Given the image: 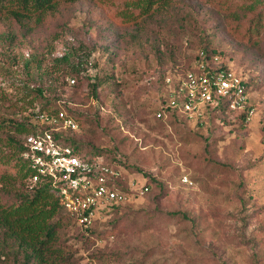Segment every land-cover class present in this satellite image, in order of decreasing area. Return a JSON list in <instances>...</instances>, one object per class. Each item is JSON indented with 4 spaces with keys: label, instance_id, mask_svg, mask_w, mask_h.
<instances>
[{
    "label": "rangeland",
    "instance_id": "374dc122",
    "mask_svg": "<svg viewBox=\"0 0 264 264\" xmlns=\"http://www.w3.org/2000/svg\"><path fill=\"white\" fill-rule=\"evenodd\" d=\"M115 7L81 0L65 12L66 23L14 39L0 15V154L7 159L0 168L18 156L10 138L23 132L11 121L34 120L41 102L27 92L39 85L53 106L77 116L74 134L87 150L119 157L127 182L148 185L90 231L61 212L67 223L50 264H264V55L239 37L246 18L239 29L231 9L172 0L137 24L123 23ZM203 46L249 80V119L210 110L199 118L155 116L165 76L189 67ZM65 53L68 61L55 60ZM9 197L0 188V201ZM3 236L0 230V264H24Z\"/></svg>",
    "mask_w": 264,
    "mask_h": 264
},
{
    "label": "trees",
    "instance_id": "16d2710c",
    "mask_svg": "<svg viewBox=\"0 0 264 264\" xmlns=\"http://www.w3.org/2000/svg\"><path fill=\"white\" fill-rule=\"evenodd\" d=\"M81 0H0V15L5 16L10 20L11 27L14 31H8L6 38L14 39L17 36L25 37L32 34L35 30H40L45 23L64 21L65 12L69 8L76 5ZM103 4L111 6L116 5L114 15L120 22L128 23L133 21L138 23L141 15H150L156 12H162L172 0H95ZM213 4H219L224 8L231 9V21L236 20L239 23V29L244 18H246V26L239 30V37L245 40L251 47L259 50L260 54L264 55V0H210ZM239 16V17H237ZM56 25H59L58 23ZM55 32L52 37H56ZM207 53H211V48L202 47ZM69 54L65 53L62 56L55 58L56 61H68ZM78 63V62H77ZM75 66H78L76 64ZM72 65V70L77 71V68ZM188 68V67H186ZM184 68V69H186ZM181 69L180 71H182ZM73 77V76H71ZM74 78V77H73ZM75 80V78H74ZM246 91L248 92L249 80L245 79ZM97 83L91 82V93L96 95ZM27 94L31 95L32 99H38L41 102L40 110L48 112H55L59 109L53 106V99L48 97L41 86H33L28 90ZM32 102V101H31ZM67 113L72 115L75 119L77 116L70 109H66ZM157 107L154 111L156 116ZM211 112H234L240 118H244V112L238 110L227 109L225 104L215 105ZM33 113L30 114V117ZM184 116L183 114L175 111H167L169 117ZM12 127L15 130L23 132L22 134L42 131L48 128V124L39 125L34 118L21 121H11ZM77 130V129H75ZM74 129H61L54 131L53 136L62 144L71 146L81 156H86L93 153V155L100 156L105 162L110 163L113 167L121 169V176L115 179V185L122 190L130 191L129 181L125 180L126 168L125 165L119 161V157L106 158L100 148L95 150H87L77 136L74 134ZM10 142L14 144L18 152L13 162H9L5 167L0 168V188L11 197L0 201V230L3 233L2 242L7 239L16 244V247L22 252L24 264H50L54 263L58 255L53 258L50 254L53 249V241L57 237V230L67 223L63 219L61 212H64L68 218L72 216L60 204L56 190L50 182L45 180H38L35 183H30L29 178L33 172L28 158L22 155L26 149L25 145L20 140L10 138ZM6 158L0 154V166L6 162ZM17 178L20 179L19 183L23 185L22 189L16 187L15 182ZM148 187L147 183L144 182ZM148 189V188H147ZM132 191V190H131ZM11 193V194H10ZM123 202L114 205V209L121 205ZM173 213V212H170ZM183 213V212H182ZM183 215H185L183 213ZM74 223L75 220H73ZM93 225V224H92ZM91 225V226H92ZM80 226V225H79ZM91 226L83 228L90 231ZM81 227V226H80ZM82 228V227H81ZM58 260H65L64 257Z\"/></svg>",
    "mask_w": 264,
    "mask_h": 264
},
{
    "label": "built area",
    "instance_id": "2783aa9c",
    "mask_svg": "<svg viewBox=\"0 0 264 264\" xmlns=\"http://www.w3.org/2000/svg\"><path fill=\"white\" fill-rule=\"evenodd\" d=\"M69 81L73 82L74 78ZM244 81L238 70L222 64L217 56L210 58L200 49L188 68L165 76L164 102L156 115L165 118L169 109L189 118H199L215 105L225 104L228 110L243 111L244 117L249 119L253 109ZM33 116L39 125L48 124V128L21 137L26 147L22 155L28 158L33 170L29 181L50 182L60 204L82 228L91 226L131 195L147 190L145 183L133 186V180L129 182L132 191L120 189L115 179L121 176V169L97 155L81 156L71 146L59 142L53 136L54 131L79 127L66 110L48 112L37 108ZM182 179L188 180L186 175Z\"/></svg>",
    "mask_w": 264,
    "mask_h": 264
}]
</instances>
